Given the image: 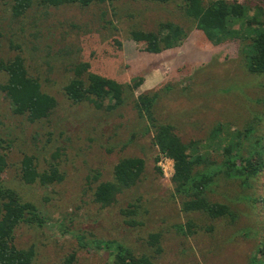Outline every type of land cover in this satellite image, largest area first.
I'll use <instances>...</instances> for the list:
<instances>
[{
  "label": "rangeland",
  "instance_id": "obj_1",
  "mask_svg": "<svg viewBox=\"0 0 264 264\" xmlns=\"http://www.w3.org/2000/svg\"><path fill=\"white\" fill-rule=\"evenodd\" d=\"M227 1L244 4L249 16L255 13L264 22V0ZM13 3L0 0V59L20 53L28 74L56 100L47 118L30 122L11 112L0 91V138L9 146L3 183L34 204L45 221L40 227L19 225L16 246L34 248L33 264H64L71 255L72 264H110L114 247L106 243L122 244L153 264H255L264 222L255 200L264 191V176L250 180V187L216 177L209 197L227 205L234 222L185 212L183 196L170 181L173 161L153 145L149 122L133 106L136 96L155 90L156 122L172 124L183 143H193L194 155L218 164L221 148L229 140L241 141L236 133L247 122L253 121L258 134L264 127V75L246 71L239 41L197 44L201 35L192 28L177 47L150 54L130 39L131 29L156 30L165 21L188 27L180 0H118L87 7L34 1L20 17L14 16ZM83 64L88 72L121 83L140 75L143 82L111 112L74 104L63 87ZM5 79L0 73V83ZM23 155L34 158L39 172L54 165L60 181L25 184L20 179ZM132 157L144 161L139 181L102 208L94 201L95 186L112 181L113 166ZM188 222L195 224L193 235L186 233ZM153 234L159 235L157 246L151 244Z\"/></svg>",
  "mask_w": 264,
  "mask_h": 264
},
{
  "label": "trees",
  "instance_id": "obj_2",
  "mask_svg": "<svg viewBox=\"0 0 264 264\" xmlns=\"http://www.w3.org/2000/svg\"><path fill=\"white\" fill-rule=\"evenodd\" d=\"M38 6L60 7L63 5H79L87 7L93 3L103 4L118 0H14L12 10L15 17L22 16L33 2ZM166 4L174 0H143ZM180 9L184 13L188 27L171 21L159 23L156 30L131 29L129 37L137 43L144 44V51L159 54L164 50L177 47L187 38L190 29L200 34L196 41L200 44L219 45L227 40L236 39L240 43L241 56L246 60L245 69L250 74L264 75V22L256 14L248 15L247 6L237 1L212 0H180ZM234 25L235 27H233ZM0 73L6 77L0 83V91L9 102L11 112L17 116H25L28 121L47 118L56 107L54 97L41 89L37 78L28 74L24 57L17 53L10 59H0ZM143 77H131L129 82L121 83L105 78L99 74L88 72V65L83 64L75 70L74 77L64 85L63 91L68 100L74 104L88 103L98 111L111 112L125 103L126 95L133 93L141 85ZM158 93L148 91L134 98L133 106L139 117L145 118L153 131L152 143L161 155L173 161V176L171 183L174 190L183 196L182 208L185 212H199L211 219L227 218L234 222L225 204L214 202L209 195L212 185L219 174L226 180L239 179L240 185L250 187V180L264 176V127L261 133L253 121L246 123L243 132L236 133L241 141L231 143L229 140L222 149V159L217 164L200 154L191 151L193 143H183L176 135L175 128L170 123H158L154 117V105ZM264 106V95L261 100ZM256 118V117H255ZM254 118V119H255ZM253 119V120H254ZM256 120V119H255ZM259 121L262 118L259 116ZM257 120V121H258ZM264 121V117H263ZM221 128H217V133ZM235 132V131H234ZM242 138L248 144L242 145ZM8 143L0 138V264H33L35 250L19 248L14 242L15 229L21 225L42 226L45 222L37 207L22 200L21 196L3 183V173L7 168ZM216 165L215 168H212ZM159 174V169L156 168ZM144 171V161L140 158H122L113 166V180L102 181L95 186L94 201L102 208L116 202V197L124 189L134 186ZM20 179L28 185L38 183L47 186L60 181L61 175L56 167L39 172L34 158L23 155L20 160ZM255 202L264 219V191ZM126 212H133L127 210ZM125 213V211H124ZM195 224H186V233L193 235ZM182 229L183 226H178ZM263 239L256 246L255 264H264V222ZM152 245H158L159 235L150 236ZM114 247L110 264H153L145 256H136L132 250L119 243L105 244ZM71 255L64 264H72Z\"/></svg>",
  "mask_w": 264,
  "mask_h": 264
},
{
  "label": "built area",
  "instance_id": "obj_3",
  "mask_svg": "<svg viewBox=\"0 0 264 264\" xmlns=\"http://www.w3.org/2000/svg\"><path fill=\"white\" fill-rule=\"evenodd\" d=\"M166 163H167V162H166ZM167 166H169V168H170L171 165L167 163ZM171 167H172V166H171ZM167 169H168V168H167ZM171 171H172V170H171ZM165 174H166V173H165Z\"/></svg>",
  "mask_w": 264,
  "mask_h": 264
}]
</instances>
